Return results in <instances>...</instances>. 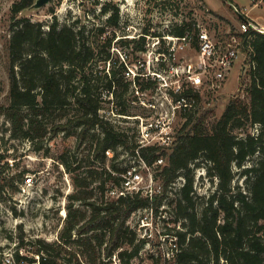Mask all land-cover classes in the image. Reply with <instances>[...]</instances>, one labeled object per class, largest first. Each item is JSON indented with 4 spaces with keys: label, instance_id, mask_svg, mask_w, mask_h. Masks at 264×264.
<instances>
[{
    "label": "trees",
    "instance_id": "obj_1",
    "mask_svg": "<svg viewBox=\"0 0 264 264\" xmlns=\"http://www.w3.org/2000/svg\"><path fill=\"white\" fill-rule=\"evenodd\" d=\"M35 1L16 0L11 7L7 47L9 104L3 112L11 122L12 136L29 139L47 155L52 156L51 144L59 136L63 140L75 136V149L80 151L82 147L87 152L85 157H78L72 147H65L56 155L73 173L76 189L69 195L66 226L59 242L36 239L42 264H105L103 254L111 255L120 247L124 263H130L144 246V239L138 237L128 219L134 211L150 205L158 212L163 204L169 220L184 226L178 229L181 250L173 264H264V32L253 28L240 32L251 64L249 101L231 98L210 127L205 124L207 112L198 115L197 109L186 111V120L170 147L141 145L138 137L132 139L127 129L106 117L103 102L111 97L113 113L134 115L125 97L130 90L134 92L132 83L138 86L136 90H153L157 79L146 75L142 66L128 80L126 59H114L106 51L112 40L104 37L99 49L85 23L75 26L56 21L45 28L22 15ZM110 10L113 11L107 17L108 24L118 25L119 7L107 1L101 11ZM242 18L247 16L242 13ZM194 28L198 39L199 30ZM97 30L102 36L105 25H99ZM191 31V25L183 22L169 32L192 38ZM146 35L147 32L118 40L137 53L144 52ZM193 40L197 43L196 38ZM175 96L193 97L197 105L201 93L184 86ZM254 124L258 128L256 134L245 129ZM236 129H245V134ZM108 149L114 152L111 158L106 153ZM125 153L128 158L120 159ZM254 155L258 158L241 172L247 191L240 187L236 190L232 184L233 165L241 168ZM160 156H164L165 163L155 176L163 183L161 195L153 200L140 193L116 199L106 197L107 185L119 182V173L133 162L142 158L153 164ZM3 157L0 155V162ZM200 162L206 166L208 178L218 179L217 189L207 198L198 195L194 185L191 164ZM179 176L185 180L175 190L172 183ZM197 197L206 198L200 212L196 210ZM76 201L87 208L73 207ZM170 213L174 218L170 219Z\"/></svg>",
    "mask_w": 264,
    "mask_h": 264
},
{
    "label": "rangeland",
    "instance_id": "obj_2",
    "mask_svg": "<svg viewBox=\"0 0 264 264\" xmlns=\"http://www.w3.org/2000/svg\"><path fill=\"white\" fill-rule=\"evenodd\" d=\"M15 1L0 0V155H4L0 162V247L17 248L18 252L21 249L24 255L35 258L38 254L36 239L59 242L66 226L68 204L71 201L69 195L76 189L73 173L56 158V155L60 154L65 147H72V152L78 157H85L87 152L82 147L80 151L75 149V136L66 140L59 136L56 142L51 144L52 156L47 155L44 149H36L27 138L12 136L11 122L4 114L3 108L9 104L10 79L7 47L11 36V7ZM107 1L119 7L118 25H111L107 22V17L113 10L107 13L101 11L102 5ZM230 1L242 11L250 9V14L261 16L259 21L264 23V0ZM22 15L32 21L40 22L45 28L56 21L60 24L68 23L75 26L85 23L91 40L99 44V49L104 45V37L112 40L106 51L114 59L118 56L126 59L128 80L133 79L139 69L144 66L146 74L163 71L173 86L181 84L183 87L191 86V83L186 80L184 67L190 62H195L198 56L199 43L194 27L199 31L207 30L217 45L222 48L232 41L233 34L236 35L237 41L240 42L238 56L226 78L223 81L214 80L215 86H211V82L204 84L200 88L201 97L194 109L182 107L172 113L170 102L163 92L155 93L151 88L144 91L136 90L138 86L136 87L135 83L131 85L134 92L130 90L125 96L129 99L130 113L134 115L125 117V115L113 113L114 101L109 100L111 97H108L103 102L104 108L107 109L106 117L116 125L127 129L132 139L139 137V127L142 121L145 123L156 121L158 116H163L164 120L171 121L173 133L175 132L176 135L186 120L184 116L186 111L198 110V115L207 112L205 124L210 127L214 119L223 113L231 98L236 97L249 101L247 87L251 81V64L240 36V25L243 18L234 11V7L228 0H50L42 7L33 6L22 12ZM183 22L189 23L192 27L190 33L192 41L183 50L177 52L175 59L161 56L160 51L168 50L169 37L176 36L170 34L169 31ZM99 25H105V32L102 36L97 34ZM145 32L147 35L144 52L137 53L132 46H124L118 40L121 37H139ZM193 38H196L197 43H194ZM172 65L180 67L178 74L169 71ZM109 68L110 62L107 63V69ZM211 74L208 77L210 79L213 78ZM151 101L155 102L156 107L150 105ZM245 129L254 134L258 131L255 124ZM245 129L235 131L244 135ZM49 135L50 132L47 133L45 139ZM124 156L128 158L125 153L120 156V159ZM257 158L258 155L250 157L241 168L236 164L233 165L235 177L232 184L236 190L247 191L245 175L241 172ZM111 163L112 161L108 160L107 164L111 165ZM191 166L195 178V190L198 195H204L207 198L217 189L218 179L217 177L208 178V180L205 178L208 176L207 169L202 162L192 163ZM142 171L144 177L147 178L148 171L146 169ZM200 174L202 176L199 178ZM27 177H32V180L26 182ZM206 198H195L198 212L202 210ZM78 206L82 209L87 208L76 201L73 207ZM142 214L145 215L146 212L141 211ZM139 216L140 213H137L133 224ZM166 216L168 217L167 212ZM174 216L170 213V219ZM166 223L174 225L171 220L166 222L163 218H157L153 220V227L163 228L167 225ZM181 227L184 228L183 225Z\"/></svg>",
    "mask_w": 264,
    "mask_h": 264
},
{
    "label": "built area",
    "instance_id": "obj_3",
    "mask_svg": "<svg viewBox=\"0 0 264 264\" xmlns=\"http://www.w3.org/2000/svg\"><path fill=\"white\" fill-rule=\"evenodd\" d=\"M234 11L243 13L237 5L234 6ZM240 27V32H247L252 28L264 32L263 27L257 25L248 17L242 20ZM169 38L168 52H160L161 56L168 57L169 59H175L177 52L183 50L192 41L190 35L172 36ZM198 43L197 60L185 65L184 74L186 80L191 83L190 87L200 91V88L204 84L211 82V86H215L214 80L223 81L226 78L238 56L240 42L237 41L236 35L233 34L232 41L222 48L217 45L207 30L201 29L198 33ZM179 69L178 65H172L169 71L173 74L174 72L178 74ZM211 71H213V74H211ZM210 74L213 77L211 79L208 78ZM150 75L157 79V85L153 91L155 93L159 91L164 93L170 102L172 113H175V110L178 108L194 109L196 107V101L193 97L175 96L176 93H180L183 90V85L178 84L173 86L172 82L167 80L166 73H163V71H153ZM150 105L156 107L153 101L150 102ZM174 140L175 132L173 133L171 121L164 120L163 116H158L156 121L147 123L142 121L139 127L138 142L141 145H156L167 148L173 144ZM106 153L110 158L114 155L111 149L106 150ZM164 163V156H160L153 164H148L142 158L137 162H133L127 169L119 173L121 176L119 182L107 185L106 197L108 199H116L127 194L140 193L153 200L156 196L163 193V183L155 175ZM142 169L148 171L147 178L144 177ZM204 174L206 175V172ZM200 176L202 174L199 175V178ZM205 178L208 180V176H205ZM31 180L32 177L26 178V182H30ZM184 180L183 176H179L172 183L173 188L175 190L179 189L183 185ZM165 207L166 204H163L158 212H156L153 205L134 211L127 222L137 232L138 237L144 239V246L138 255L130 259V263H124L125 261L119 254V250H122L123 247H120L111 255L106 256L103 254L102 260L105 264H173L178 252L181 250L180 236L178 234V229H182L181 224L178 223L176 225L174 222V225L166 223L167 225L163 226V228L155 229L153 227V220L157 218H163L166 222L169 220L166 212L163 211ZM141 211H145L146 214L141 215ZM137 213H140V216L133 224ZM17 252V248L0 247V264H42L40 254H37L34 260L30 261L24 257L26 255L23 254L21 249L19 250L20 256L17 255Z\"/></svg>",
    "mask_w": 264,
    "mask_h": 264
},
{
    "label": "crops",
    "instance_id": "obj_4",
    "mask_svg": "<svg viewBox=\"0 0 264 264\" xmlns=\"http://www.w3.org/2000/svg\"><path fill=\"white\" fill-rule=\"evenodd\" d=\"M260 1V0H259ZM245 10V9H244ZM249 11H250V9H249ZM249 11H248V9L247 10H245V11H243V12H245V15L248 17V18H250V19H252L257 25H259L260 27H263L264 28V23H261L260 21H259V19H260V17L261 16H259V15H252V14H250L249 13Z\"/></svg>",
    "mask_w": 264,
    "mask_h": 264
},
{
    "label": "water",
    "instance_id": "obj_5",
    "mask_svg": "<svg viewBox=\"0 0 264 264\" xmlns=\"http://www.w3.org/2000/svg\"><path fill=\"white\" fill-rule=\"evenodd\" d=\"M50 0H36L34 3V7H42L44 4L48 3ZM231 4V6H235L234 3H232L230 0H228ZM242 16V13H239Z\"/></svg>",
    "mask_w": 264,
    "mask_h": 264
}]
</instances>
